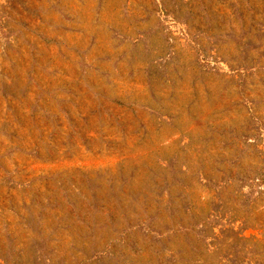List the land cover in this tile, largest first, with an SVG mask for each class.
<instances>
[{
	"label": "rangeland",
	"instance_id": "374dc122",
	"mask_svg": "<svg viewBox=\"0 0 264 264\" xmlns=\"http://www.w3.org/2000/svg\"><path fill=\"white\" fill-rule=\"evenodd\" d=\"M0 264H264V0H0Z\"/></svg>",
	"mask_w": 264,
	"mask_h": 264
}]
</instances>
